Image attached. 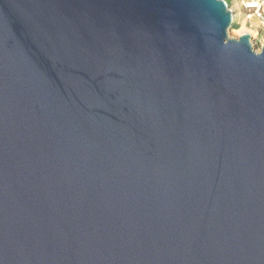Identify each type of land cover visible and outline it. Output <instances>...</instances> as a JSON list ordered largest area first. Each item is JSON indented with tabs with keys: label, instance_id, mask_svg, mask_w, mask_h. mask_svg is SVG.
I'll list each match as a JSON object with an SVG mask.
<instances>
[{
	"label": "water",
	"instance_id": "obj_1",
	"mask_svg": "<svg viewBox=\"0 0 264 264\" xmlns=\"http://www.w3.org/2000/svg\"><path fill=\"white\" fill-rule=\"evenodd\" d=\"M224 0H0V264H264V45Z\"/></svg>",
	"mask_w": 264,
	"mask_h": 264
},
{
	"label": "rangeland",
	"instance_id": "obj_2",
	"mask_svg": "<svg viewBox=\"0 0 264 264\" xmlns=\"http://www.w3.org/2000/svg\"><path fill=\"white\" fill-rule=\"evenodd\" d=\"M232 12V25L228 30L229 39H238L240 36L247 34L250 37V43L253 50L259 53L264 45V25L259 21V17L251 14L247 18V12L240 6V0H224ZM253 12V9L251 10ZM259 15H264L260 10Z\"/></svg>",
	"mask_w": 264,
	"mask_h": 264
},
{
	"label": "built area",
	"instance_id": "obj_3",
	"mask_svg": "<svg viewBox=\"0 0 264 264\" xmlns=\"http://www.w3.org/2000/svg\"><path fill=\"white\" fill-rule=\"evenodd\" d=\"M239 2L242 9H244L247 12L246 15L247 18H250L251 14L256 13V15L259 17L260 23L264 25V15L262 16L259 15L260 10L264 14V0H240ZM252 9L253 12H251Z\"/></svg>",
	"mask_w": 264,
	"mask_h": 264
}]
</instances>
